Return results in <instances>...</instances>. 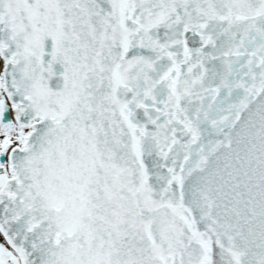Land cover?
Segmentation results:
<instances>
[{
  "label": "snow or ice",
  "instance_id": "obj_1",
  "mask_svg": "<svg viewBox=\"0 0 264 264\" xmlns=\"http://www.w3.org/2000/svg\"><path fill=\"white\" fill-rule=\"evenodd\" d=\"M0 264H264V0H0Z\"/></svg>",
  "mask_w": 264,
  "mask_h": 264
}]
</instances>
